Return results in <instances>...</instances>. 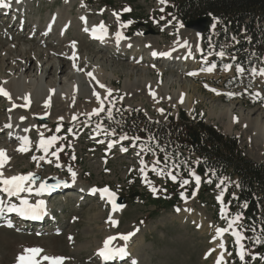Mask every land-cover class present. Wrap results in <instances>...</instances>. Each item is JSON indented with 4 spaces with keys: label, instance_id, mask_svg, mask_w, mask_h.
I'll use <instances>...</instances> for the list:
<instances>
[{
    "label": "rangeland",
    "instance_id": "rangeland-1",
    "mask_svg": "<svg viewBox=\"0 0 264 264\" xmlns=\"http://www.w3.org/2000/svg\"><path fill=\"white\" fill-rule=\"evenodd\" d=\"M23 2L24 0L17 4L11 3L12 5L6 9L0 8V86L3 87L7 83L9 85L7 86L16 93L15 90L21 85L15 81L20 74L21 60H26L27 57L24 55L27 54L19 51L30 50L29 56L40 53L38 58L44 60L42 53L47 54V50L57 49L65 54L63 59L65 71H60L57 61H55L56 67H48L49 71L43 77V83L50 88L52 99L49 106H44L43 109L38 105L34 107L30 105L29 109H24L17 103H14L17 107L11 108L8 99L0 96V149L4 147L10 157L8 164L5 165L4 174L13 176L33 172L41 180L54 177L65 182L60 183L53 196L47 201L44 200L47 203L48 213L40 221L17 223L10 219L12 226L6 227L5 220H0V264H17V255L23 253L25 248L32 247L44 249L43 254L49 256L68 258L64 264H133V262L135 264H215L221 249L217 247L220 239L213 241V237L216 235V228L224 227L226 221L221 218V210L215 211L213 208L210 193H203L197 188L187 186L179 195L172 196L167 194V191L161 190L163 175L158 176L154 172L147 174V180L151 181L149 185L144 178L137 176L142 167L140 160H134L128 155L121 156L120 151L112 154L105 152L103 145L98 141L99 137L107 135L108 132L87 133L88 114L93 112L94 106L93 92L100 90L97 81L87 73L92 72L96 67L100 70L103 68L100 78L104 79L103 84L112 90L109 100H114V107L124 112L140 110L146 117L160 122L183 112L190 121L200 120L211 124L221 133L236 136L245 154L257 162H264V149L255 148V145L260 143V139L248 137L254 133V128L248 126L247 129H243L241 123L236 122L231 131H227L225 125L228 119L219 112L231 106L236 117L242 113L256 118L257 115L264 113V77H253L246 71L243 74L236 72V67L230 60L231 55L228 53L232 47L231 43H222L221 49L215 50L214 44L205 39L202 33V41L199 44L202 51H196V44L199 43L196 32L185 27L180 20L171 18L166 9L165 12L156 9L159 6L155 0H25L26 4L22 7L27 6L28 9L16 12L21 8L20 5L17 9L12 8L13 5ZM109 3L112 6H109ZM124 5H128L131 11H123ZM114 12L120 14L119 18L113 15ZM123 13L130 15L125 22L131 21L127 28H121L125 41L135 40L141 35L143 39H153L152 45L157 50H164L163 48L174 47L178 40L181 43L187 40L197 52V67H192L183 60L178 62L176 58L180 54H175L176 58H167L169 59L167 62H162L160 58L165 59V57L159 55L160 58L147 61L143 59L144 49L140 50L142 53L136 52L130 47H125L123 42L117 43L113 38L106 41L105 45L88 41L87 32L84 31L88 24L95 25L98 20L104 19L116 29L121 27L119 22ZM61 15L67 16L66 31L59 32L58 27L54 25L45 28L47 23L52 24V21L60 19ZM161 17L164 19H160ZM73 42L75 47L79 44L81 60L69 58L72 56L69 53L73 50ZM219 51H224L225 55L223 57L216 55ZM35 61L32 59L27 62L28 66L21 71L25 80L29 81L28 85L26 84L28 88L31 87L30 82L36 81L40 75L35 68ZM75 62L76 69L81 68L83 71L73 67ZM213 63L216 64V68L211 73L202 71ZM225 64H231L232 68L225 71L223 69ZM253 67L264 68L260 59ZM131 68L138 72L143 70V78L155 82L157 88L147 89L141 85L143 83H140L139 78L128 77L127 71ZM192 72L198 74L189 75ZM76 74L91 81L89 93H87L88 89L83 90L77 95L76 100L69 94L68 101L64 104V111L70 108L72 113L77 111V115H74L77 120L74 121L73 117L68 118V116L58 120L51 114L47 116L46 122H39V117L60 111L61 106L58 104L67 94L64 92L62 96L60 91H65ZM151 91L155 92V98L150 94ZM257 92L260 93V97L254 96ZM84 93L87 96L83 95ZM181 93L185 94L183 96L185 103H181V99L178 100V95ZM229 93L233 95L229 96ZM189 96L192 97L190 100ZM106 104H109L108 101H105ZM99 107L100 104H97L93 108ZM109 107L112 105L109 104ZM188 107L191 109L188 110ZM47 108L48 110L45 111ZM83 109L86 110L85 113ZM160 109H163V112L159 111ZM39 111L42 113L39 114ZM21 117L25 119L22 120ZM240 122L244 121L240 120ZM8 124H11L12 128L6 127ZM63 124L65 126H62ZM58 125L61 126L60 132H56ZM15 128L27 130L31 137V151L26 153L17 151L18 142L13 138L18 135L16 136L12 130ZM40 133H43L45 138L53 134L65 137L63 140H58L50 149L55 151L56 148L63 146L64 151L59 154L60 167L55 163L44 162H40L42 166L37 167V163L31 159L33 155L43 154L36 151ZM193 134L194 129L189 135ZM120 136L114 135L117 145L125 141L120 139ZM102 157L107 158L105 163L101 160ZM69 168L76 173L74 181L71 179ZM146 169L151 170L148 165ZM221 181L223 178L214 186L218 190L223 183H226L223 181L221 184ZM218 184L220 187H217ZM104 187L114 191L116 198H125V203L120 207L116 226L109 221V215L113 213L104 206L105 202L101 201L103 199L98 198L99 192L95 195L86 194V190ZM180 187L182 186L178 189ZM84 190L85 197L77 199L74 194L81 195ZM131 195L135 196L130 197ZM172 197L178 201L174 202ZM155 199L158 201H154ZM178 208L180 211H177ZM132 232H135V235L131 236L124 245L122 244L127 253L123 259L101 261L98 251L108 234L113 236L117 233L124 235ZM230 232L231 230L224 234L223 240L228 251L237 252V246L231 240ZM120 241H122L120 238L115 240V242ZM209 249L216 251L206 259L205 254ZM229 258L230 256L225 253L228 264ZM252 263L263 264L261 261Z\"/></svg>",
    "mask_w": 264,
    "mask_h": 264
},
{
    "label": "trees",
    "instance_id": "trees-1",
    "mask_svg": "<svg viewBox=\"0 0 264 264\" xmlns=\"http://www.w3.org/2000/svg\"><path fill=\"white\" fill-rule=\"evenodd\" d=\"M167 12L170 17L176 16L183 23L203 16L216 19L219 34L215 44L221 39L228 41L232 36L239 37V43L230 50L237 56L234 61L236 65L248 71L257 58H262L264 65V0H177ZM129 16L128 13L123 15L124 18ZM117 109H112V119L107 118V109L102 115L88 119L92 130L96 129L94 124L100 122L105 128L114 129L120 134L139 137L136 142L151 149L148 152L156 154L157 160L161 161L159 167L178 177L177 182L165 179L163 188L170 195H179L187 187L178 189L182 180L191 181L190 172L194 168L201 182L196 187L189 181L191 186L203 193L209 192L211 204L216 208L218 204L212 195L218 188L214 186L223 176L236 178L234 183L228 185L226 194L229 212L243 214L240 221L243 228L240 231L245 236L243 244L248 253L245 257L247 264H255L252 263L255 253H260L257 261L264 264V259H261L264 258V243H255L258 236H264V162L250 159L235 136L223 134L200 120L190 121L183 112L177 118L169 117L168 121L159 122L139 111H132L123 117V111ZM193 129L196 132L195 141L189 136ZM165 156L169 159L165 160ZM233 192L234 195H231ZM172 200L176 202L178 199L172 197ZM229 262L241 264L235 253Z\"/></svg>",
    "mask_w": 264,
    "mask_h": 264
},
{
    "label": "snow or ice",
    "instance_id": "snow-or-ice-1",
    "mask_svg": "<svg viewBox=\"0 0 264 264\" xmlns=\"http://www.w3.org/2000/svg\"><path fill=\"white\" fill-rule=\"evenodd\" d=\"M17 3L21 2V0H16ZM159 2L161 4H167L168 0H159ZM11 6V0H0V8H9ZM164 9L161 8V11H163ZM103 11V10H102ZM123 11L127 12V11H131L130 8H125L123 9ZM113 15L117 16V18H119V13H113ZM84 19V18H82ZM160 19H164V17H161ZM85 23H87V21H85ZM131 23V21H129L128 23L122 24L121 27L123 28H127L129 26V24ZM169 23H171V21H169ZM181 27H183V25H181ZM163 30V29H162ZM84 31L88 32L89 29L86 27L84 29ZM107 27L103 24V22H101V24L98 27H93L91 29L93 38H98L101 41H103L105 39V37L107 36ZM97 32H100L101 34L99 36H97ZM116 36V40L117 43H119L120 40L125 39V37L123 36V34L121 32H116L115 33ZM178 44L179 47L181 48H185L187 49V56L185 58H190L192 57V46L189 44V42L187 40L183 41L182 43L177 41L176 42ZM75 42L72 43V47L75 48ZM196 50L197 51H202L199 47V44L196 45ZM177 51V48H173L168 52H153L152 55L153 56H163V57H171L172 56V52ZM216 55L223 57L225 55L224 51H219L216 53ZM70 59L76 58L78 59L79 57H76L75 52L73 53L72 57H69ZM205 62H207V58L205 57ZM73 67H77L75 65V63L73 64ZM216 68V64L213 63L210 66H208L207 68L202 69V71H207L209 73H211L214 69ZM232 68L231 64H225L223 66V69L225 71H228ZM78 71H83V69L81 68H77ZM248 71L252 74L253 77L255 76H262L264 77V68H260L257 69L255 67H252L250 69H248ZM236 72L238 74H243L245 72V68L241 67L240 65H236ZM198 73L196 72H192L189 73V75H197ZM88 76L92 77L93 79H95V77L93 76V74L91 72L87 73ZM6 83V82H5ZM97 84L99 85L100 88L104 89L106 88L105 85L101 84L99 81H97ZM205 87H207V85H205ZM212 91H216L215 89H211ZM107 95H105L103 97V99L101 98V94L99 92H93V95L96 97L97 101L100 104V107L97 109H94L92 113L88 114L89 116V120L91 119L92 116H99L100 113L105 112V101H108V103L110 105H112L113 107L114 105V100H109V97L112 96V90L111 89H106ZM151 95H153V98H155V93L154 92H150ZM219 94V93H217ZM229 96L233 95L231 93L228 94ZM0 96H3L9 100L12 99L11 94L2 86H0ZM255 97H260V93H255L254 94ZM25 100V104L20 105V107H25L27 108L30 104V98L25 96L24 97ZM181 103L183 102V97H181ZM17 107V105L13 104V108ZM11 110V109H9ZM117 111H119V109H117ZM159 111L163 112V109H160ZM107 118L108 119H112L113 115H112V107H109L107 109ZM21 119H25L24 117H21ZM61 120L63 119L62 117L60 118ZM73 120H77L76 116H73ZM6 127H12L11 124L6 125ZM97 128V134H99L100 131H105L106 129L102 128V125L100 123H97L96 125ZM61 131V126L58 125L56 128V132H60ZM69 132H71V129H69ZM108 134V133H106ZM114 134V130L113 133ZM22 143L21 146L17 149V151L22 152V153H26L28 151H31V141H29L28 137H23L20 138ZM65 139V137H58L57 135L53 134L50 137L45 138L43 133H40V139L36 145V151H40L43 154L40 156H36L33 155L31 157V159L33 161H35L37 163V167H41V163L40 162H44V163H48V164H52L55 163L57 167H60L61 165L59 164V159H60V153L64 151L63 146L56 148L55 151H50V149H52L55 144L57 143L58 140H63ZM120 139H128V137L122 136L120 137ZM136 140H139V137L135 138ZM98 143H104L103 140L98 141ZM115 142H110L108 147L109 149L113 146ZM70 146V145H69ZM128 149L127 148H122L121 151L126 152ZM151 151V149H145V148H141V151ZM137 155H139V153H137ZM52 158H55V160H53ZM73 159H75V157H73ZM165 160H168L169 157L165 156L164 158ZM10 160V157H8L6 150L4 149H0V185H2V187H0V192L6 193L7 196L9 197H20L21 193H32L33 191H35V193L37 195H40L44 192H50L51 190H53L55 187L59 186V183L56 185H49L46 181L41 180L40 177L33 172H29L27 174H18V175H13V176H6L4 174V168L5 165L8 164ZM140 163L142 165L140 171L144 176V179L147 181V183H149V185L151 184V181L147 180V172L145 171V168H147V165L144 164V160L143 157H141ZM161 161L160 160H156L153 162V167L151 168V171L154 172L156 175H166L168 176L172 181H176L177 180V176L173 175L171 171H165L164 168H160L158 167V165H160ZM175 167H179V165H176ZM68 171L71 173L72 179L73 181L75 180L76 177V173L74 171H72L71 168L68 169ZM191 175L193 176V179L195 180V183L197 185L200 184L201 182V178L196 175L194 172L191 173ZM40 180V183L38 185V187H33L37 184V181ZM209 183L211 181H208ZM223 183V181H221V184ZM189 184V181L187 179H184L181 181V186L183 187L184 185ZM217 187H220V185L218 184ZM226 189L222 190L220 195L217 196V200L223 205L222 208V219L227 221V227H222V228H216V235L213 237V241L220 239V243L217 245V247L219 249H221V252L219 254V256L216 259L215 264H228V262L225 260V253H227L228 256H232V252L228 251V249L226 248L225 242L223 240V236L225 233H228L229 230H231V235L234 237V243L237 246V252L236 255L239 259V261L241 262V264H247L245 257L246 255H248V253L246 252L245 249V245L242 243V241L245 239V236L243 234L242 231L237 230L238 228H243V225L240 224V221L243 219V214L239 213L236 214L235 216L229 218L228 216V206L226 204H224V191ZM93 194H96L97 192H99L100 194V198L101 199H105L107 198V201L111 204L113 211H118L119 208L121 207L120 205H118L116 203V193L114 191H111L108 187H104L103 189H92L91 190ZM153 191H155V189H153ZM195 194V192L193 193ZM183 197V194H182ZM187 199V198H185ZM20 207H17L15 204H8L6 201L0 199V213H4V212H8V213H17L20 216H23L25 218H31V219H40L41 217V211L44 208V201L40 200L37 201L35 204H30L28 199H21L20 200ZM244 207H247V204L244 205ZM177 211H180V209L178 208ZM109 221L112 223L113 226H116L118 224V222L116 220H113L111 218V216L109 217ZM9 227H11L12 225L9 224ZM138 231V229H137ZM135 235V232L132 233H128V234H124L120 236V239L122 240H129L131 238V236ZM117 237L115 236H110L108 237L105 241H104V245L103 248H101L98 251V255L100 257L103 258V260L105 261H110L112 259H114L117 256L123 257L125 255H127L125 248L124 247H120V248H112L110 247V245H112V242L116 239ZM71 239V238H70ZM256 244H262L264 243V236H258L255 240ZM216 251V249H209V251L205 254V258L207 259L209 256H211V254ZM44 253V249L39 248V247H32V248H25L23 250V253L18 254L17 255V264H45V262H47V264H64V261L68 258L66 257H53V256H49ZM256 256H252V259H256ZM264 259V258H261ZM133 264H135V262H133Z\"/></svg>",
    "mask_w": 264,
    "mask_h": 264
},
{
    "label": "bare ground",
    "instance_id": "bare-ground-1",
    "mask_svg": "<svg viewBox=\"0 0 264 264\" xmlns=\"http://www.w3.org/2000/svg\"><path fill=\"white\" fill-rule=\"evenodd\" d=\"M12 2V4H17V2H16V0H11ZM23 1V0H22ZM11 4V5H12ZM26 3H25V0H24V2L23 3H21V4H18V5H13L12 6V8L13 9H17L18 7H19V5H20V9H17V11L16 12H19V11H23V10H21V9H28L27 8V6H24V7H22V5H25ZM66 15V14H65ZM64 18V19H63ZM66 19H67V16L65 17L64 15H61V17H60V19H55V20H53L52 21V24H50V23H47L46 25H45V28H51V27H53V25L55 26V27H58L57 29L59 30V32H64V31H66L67 30V28H65V25L67 26V22H66ZM93 25H89L88 24V28H90V27H92ZM196 35V34H195ZM58 37V36H57ZM142 36L140 35L138 38H136L135 40H132V41H129V40H126L125 41V39H122V40H120L119 41V44L121 43V42H123L124 43V46L125 47H130L131 49H133L134 51H136V52H140V50H142V49H144V54L146 55V56H144V58L143 59H145V60H147V61H153L152 60V56H150V53H153L154 51L155 52H157V53H160V52H168V51H170L171 49H173V48H177V51H174V52H172V56L171 57H167V58H176V55L175 54H180V56L179 57H177L176 58V60H178V62L179 61H184V63H189V65H191L192 67H197V63H198V61H197V58H196V51H195V49L193 48L192 49V57H190V58H185L186 56H187V49H185V48H181V47H176L177 46V44H175V45H173V46H175V47H172L171 49L169 48H167V49H165V48H163L164 50H157L156 48H154V46L152 45V44H154V43H152V42H154L153 41V39L152 40H147L146 38L145 39H143V38H141ZM197 38V37H196ZM195 38V39H196ZM16 39V38H15ZM149 39V38H148ZM198 40V39H197ZM108 41V40H107ZM116 42H117V40H115ZM115 41H112V43L113 42H115ZM152 41V42H151ZM179 41V40H178ZM109 43H111V42H109ZM198 43V42H197ZM122 44V43H121ZM193 44V43H192ZM198 44H201V43H198ZM197 45V44H196ZM193 46H195V45H193ZM63 47H65V46H63ZM201 47V46H200ZM66 49L68 48V44H67V46L65 47ZM20 53H25V54H27V55H24V56H26L27 58H26V60H21V64H20V74H19V77H18V80L17 81H15V83L16 82H19L21 85H19L17 88H18V90H15L16 91V93L15 92H13L8 86V84L6 83V84H4V86H3V88H5L10 94H11V97H12V99L11 100H9L8 99V104L10 105V107L11 108H13V104L14 103H17V104H19V105H23V104H25V100H24V97L25 96H27V97H29L30 98V104L29 105H31V106H35V105H38V106H40V108H42L43 109V107L44 106H49V102L51 101V99H52V93H51V90H50V88H48L46 85H45V83H43V77H45L46 76V73H47V71H49V68L48 67H56L55 66V61H57L58 62V66H59V69H60V71H65L64 70V65H63V59L65 58L64 57V53L62 54L61 53V51H59V50H57V49H51V50H47V54H44V53H42L43 54V56H42V58H44V60L43 59H39L38 58V56H40L41 54L40 53H35L34 54V56L36 57H34V56H29V54H30V50H25V51H19ZM75 52V54H76V57H79L78 58V60H81V55L80 54H82V53H79L80 52V49H79V44L77 45V47H75V48H73V50L69 53V54H71L72 56H73V53ZM85 54H87V53H85ZM63 55V56H62ZM84 55V54H83ZM89 55V54H88ZM138 55H139V53H138ZM62 56V57H61ZM66 56H68V55H66ZM85 57V56H84ZM86 57H87V55H86ZM137 57V56H136ZM163 57V56H162ZM22 58V57H21ZM68 58V57H67ZM166 57H165V59H167ZM32 59H35L36 61H35V68H37V70L40 72V75H39V77H38V79L36 80V81H31L30 82V85H31V87H26V84L28 85V82L29 81H26L25 80V77L23 76V74H21V71L25 68V67H27L28 65H27V62H29V61H31ZM46 59V60H45ZM74 60L76 59V58H73ZM72 59V60H73ZM89 59V58H88ZM86 61H87V59H86ZM65 63H67L66 61H65ZM34 64V63H33ZM75 64H76V62H75ZM90 64H92V63H90ZM87 65H88V63H87ZM94 65V64H93ZM92 65V66H93ZM96 65V64H95ZM77 66V65H76ZM90 66V65H89ZM102 66V65H101ZM104 66V65H103ZM19 67V66H18ZM17 67V68H18ZM32 68H34V67H32ZM31 68V69H32ZM89 68V67H88ZM134 68V67H133ZM133 68H131V70H128L127 71V76L128 77H131V76H135L136 78H139L140 80V83H143V84H141V85H143V86H145L147 89H150V88H152V87H155V88H157V86H156V84H155V82H152L151 80H149V79H146V78H143V76H142V72H143V70L140 72H138V71H136V70H134ZM53 69V68H52ZM75 69H76V67H75ZM73 70V69H72ZM77 70V69H76ZM102 70H103V68H102ZM102 70H100L99 68H95L91 73L93 74V76L95 77V80L96 81H99L101 84H103V82L102 81H104V79H101L100 78V75H101V73H102ZM125 70V69H124ZM32 71V70H31ZM105 71V70H104ZM52 72H54V71H52ZM23 73V72H22ZM145 73V72H144ZM149 73V72H148ZM52 74V73H51ZM143 75H145V74H143ZM70 76V75H69ZM146 76V75H145ZM150 76V75H149ZM72 77H74V75L72 76ZM67 78V77H66ZM69 78V77H68ZM71 78V77H70ZM69 78V79H70ZM99 78V79H98ZM142 79V80H141ZM107 80V79H106ZM69 82V81H68ZM124 83H125V81H124ZM59 84V83H58ZM109 84L111 85V82L109 81ZM8 85V86H7ZM66 85V84H65ZM68 85V84H67ZM104 85V84H103ZM138 85V84H137ZM17 86V85H16ZM63 86V85H62ZM125 87H126V85H124ZM123 86V87H124ZM11 87V86H10ZM91 81L90 80H87V79H85L83 76H81V75H79V74H76L75 75V78L73 79L72 78V81L70 82V84H69V86H67L66 87V89H65V91L64 90H61L60 92L62 93V96L64 95L63 93L64 92H67V94L65 95V96H63V100L62 101H60V103L58 104V106L60 105L61 106V109H60V111H57V112H55V111H53V113H51L50 111L52 110V109H49L50 111V114H49V116L52 114L53 115V117H55L56 119H58V120H61L60 118L62 117L63 119L65 118V116H68V118H71V117H73L74 115H77V111L76 112H74V113H72L71 111H72V109L70 108V109H68V110H65L64 111V109H65V106H64V104L65 103H67V101H68V98H67V96L69 95V94H71L72 96H74V97H71L72 99L74 98L75 100L77 99V95H79V94H81L82 92H83V90H86V89H88V91H87V93H89L90 91L89 90H91ZM125 87H124V89H125ZM133 87H135L134 85H133ZM12 88V87H11ZM15 88V87H14ZM64 88V87H63ZM81 88V89H80ZM100 88V87H99ZM128 88V87H127ZM130 88V87H129ZM136 88H138V86L136 87ZM56 89V88H55ZM78 89H79V91H78ZM106 89H111L109 86H107L106 85V88H104V89H102V88H100V90L98 91L100 94H101V98L103 99V97L105 96V95H107V92H106ZM135 89V88H134ZM167 89V88H166ZM95 90V89H94ZM133 90V89H132ZM129 92V91H128ZM151 92H154V91H151ZM185 92V91H184ZM155 93V92H154ZM186 93V92H185ZM86 93H84L83 95H85ZM89 95H91V94H89ZM157 95V94H156ZM160 95V94H159ZM185 94L184 93H181V94H179L178 95V100H180L181 99V97H183ZM86 96H87V94H86ZM85 96V97H86ZM90 97V96H89ZM90 98H92V97H90ZM94 98V106L95 105H97V104H99V102L97 101V99H96V97L94 96L93 97ZM190 98H192L191 96H189V100H190ZM60 99V98H59ZM70 99V98H69ZM7 103V102H6ZM183 103H185V100H184V102ZM91 105H92V102L90 103ZM67 105V104H66ZM92 105V106H93ZM188 105H189V103H188ZM187 105V106H188ZM37 106V107H38ZM93 106V107H94ZM92 107V110H94L95 108H93ZM39 108V109H40ZM52 108V107H51ZM73 108V107H72ZM189 108V107H188ZM225 108V107H224ZM191 108H189L188 110H190ZM48 110V108L45 110V111H47ZM84 110V109H83ZM89 110V109H88ZM91 110V109H90ZM41 111V110H40ZM39 111V112H40ZM44 111V112H45ZM84 113L86 112V110H84L83 111ZM42 112H40L39 114H41ZM220 114H222L223 116H226L227 117V119H228V121H227V124L225 125L226 127V130L227 131H231V128L234 126L233 124H235L236 122L238 123H241V125H242V127H243V129H247L248 128V126H249V128L251 127V128H254V133H251L250 134V136H248L249 137V139H251V138H253V139H260V143L258 144V145H255V148L257 149V148H260V149H264V113H262V114H260V115H257V117L256 118H253V117H250L249 115L247 116V115H243L242 113H241V115L240 116H234L233 115V112H232V107L231 106H227L225 109H222L220 112H219ZM261 113V112H260ZM70 114V115H69ZM43 115V114H42ZM36 116V115H35ZM39 116V115H38ZM38 116H36V117H38ZM35 117V118H36ZM240 120L241 121H244V122H240ZM32 121V120H31ZM15 122V121H14ZM14 122H12V124H14ZM15 125V124H14ZM39 126V125H38ZM12 128V127H11ZM14 132H15V134H16V136L18 135V137H21V135L20 134H22V133H24V134H27L28 132H27V130L25 129V128H15V129H12ZM244 131V130H243ZM18 137H16V138H13L14 140H17V142H18V147H20V145H19V140H18ZM3 149H4V147H2ZM5 150V149H4ZM7 152V151H6ZM7 154H9V152H7ZM51 176V175H50ZM72 179V178H71ZM38 185H39V181L37 182V184L35 185V186H33L34 188L35 187H38ZM35 192V191H34ZM82 194L81 195H76V198L77 199H80L82 196H83V194L85 193V190L84 191H82L81 192ZM86 195V194H85ZM83 197H85V196H83ZM102 202H105L106 201V199H103V200H101ZM102 205V204H101ZM51 209V208H50ZM121 209V208H120ZM120 209L118 210V211H113V214H111V215H109V217L111 216V218L113 219V220H116L117 221V219H118V217H119V213H120ZM53 213V212H52ZM91 215V214H90ZM49 216H51V215H49ZM93 217L95 218L96 217V213L95 214H93ZM92 217V218H93ZM199 218H202V217H199ZM98 220V219H97ZM202 220V219H201ZM119 221V220H118ZM52 226V225H51ZM108 237H110L109 236V234H108ZM108 237H106V239L108 238ZM105 239V240H106ZM119 241V240H118ZM117 243V244H116ZM126 243V241L125 240H122V241H120V242H114L112 245H111V247H119L120 245L122 246V244L124 245ZM104 245V244H103ZM101 248H103V246L101 247ZM100 248V249H101ZM99 249V250H100ZM101 258V257H100Z\"/></svg>",
    "mask_w": 264,
    "mask_h": 264
},
{
    "label": "water",
    "instance_id": "water-1",
    "mask_svg": "<svg viewBox=\"0 0 264 264\" xmlns=\"http://www.w3.org/2000/svg\"><path fill=\"white\" fill-rule=\"evenodd\" d=\"M208 22H209V18L208 17H200V18H197V19H194V20H189L186 23V27L187 28H191V29H193L195 31H198V32H203L205 30V28L207 27ZM39 120L41 122H45L46 118L42 117V118H39ZM43 180L46 181L49 185H56L58 183L60 185V183H62V181L57 180L54 177H48V178L43 179ZM55 188H57V187H55ZM118 202L119 203H124L125 199L121 197V198L118 199Z\"/></svg>",
    "mask_w": 264,
    "mask_h": 264
}]
</instances>
